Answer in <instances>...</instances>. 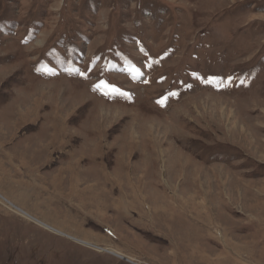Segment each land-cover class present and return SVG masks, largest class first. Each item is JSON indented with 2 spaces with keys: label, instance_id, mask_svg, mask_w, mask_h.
Wrapping results in <instances>:
<instances>
[{
  "label": "rangeland",
  "instance_id": "374dc122",
  "mask_svg": "<svg viewBox=\"0 0 264 264\" xmlns=\"http://www.w3.org/2000/svg\"><path fill=\"white\" fill-rule=\"evenodd\" d=\"M0 264H264V0H0Z\"/></svg>",
  "mask_w": 264,
  "mask_h": 264
},
{
  "label": "bare ground",
  "instance_id": "6f19581e",
  "mask_svg": "<svg viewBox=\"0 0 264 264\" xmlns=\"http://www.w3.org/2000/svg\"><path fill=\"white\" fill-rule=\"evenodd\" d=\"M29 29V28H28ZM4 201L6 200L5 198L3 199ZM8 204H10V207H11V209H13L14 211H17V213H19V214H21L22 216H24V217H26V218H28V219H30V220H32V221H34V222H36L37 224H39V225H41V226H43L44 228H46V229H48V230H50V231H52V232H55V233H57V234H63V235H65L66 237H68V238H70V239H75V240H77V241H80V240H78L79 238L76 236L75 237V235L74 236H72V235H69V234H67V233H65V232H62V231H60L59 229H55L53 226H51V225H49V224H47V223H44L43 221H39V220H37L35 217H33L32 215H30L28 212H26L25 210H23V209H21V208H18L15 204L13 205L11 202H9ZM80 242H83V241H80ZM89 243V242H88ZM92 246H94L95 248H97L98 250H100V252L101 251H106V252H109V253H111V254H114V255H116V256H119V257H122V258H124V255L123 254H121L120 252H118L117 250H115V249H112V248H103V247H100L99 245H93L92 243H90ZM125 259V258H124Z\"/></svg>",
  "mask_w": 264,
  "mask_h": 264
},
{
  "label": "crops",
  "instance_id": "0c3cea01",
  "mask_svg": "<svg viewBox=\"0 0 264 264\" xmlns=\"http://www.w3.org/2000/svg\"><path fill=\"white\" fill-rule=\"evenodd\" d=\"M52 186H53V185H52ZM53 188H54V191H55V187H53ZM53 188H52V187H48V188L45 187L47 193H51V191L53 190ZM54 204H55V205H56V204H59V202H58L57 200H55ZM55 210H56V209H55ZM55 212H56V211H55ZM68 213L71 214L70 211H68ZM138 259H141V258H138Z\"/></svg>",
  "mask_w": 264,
  "mask_h": 264
},
{
  "label": "snow or ice",
  "instance_id": "6c2138e0",
  "mask_svg": "<svg viewBox=\"0 0 264 264\" xmlns=\"http://www.w3.org/2000/svg\"><path fill=\"white\" fill-rule=\"evenodd\" d=\"M105 87H107V86H105ZM111 91H113V92H118L119 90L118 89H115V88H113V89H111ZM164 101H160V103H163Z\"/></svg>",
  "mask_w": 264,
  "mask_h": 264
}]
</instances>
